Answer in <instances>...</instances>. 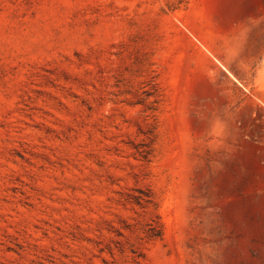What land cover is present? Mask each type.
Segmentation results:
<instances>
[{
  "label": "rangeland",
  "instance_id": "rangeland-1",
  "mask_svg": "<svg viewBox=\"0 0 264 264\" xmlns=\"http://www.w3.org/2000/svg\"><path fill=\"white\" fill-rule=\"evenodd\" d=\"M133 243L264 264V0H0V264Z\"/></svg>",
  "mask_w": 264,
  "mask_h": 264
},
{
  "label": "trees",
  "instance_id": "trees-1",
  "mask_svg": "<svg viewBox=\"0 0 264 264\" xmlns=\"http://www.w3.org/2000/svg\"><path fill=\"white\" fill-rule=\"evenodd\" d=\"M143 153H145V156L149 155V153H146V152H143ZM133 200H134V203L137 205H140L142 202H145L146 204H149V205H154L153 199L151 196H143V197L138 196V197H134ZM138 230L139 231L145 230L142 232L143 234H145L144 237H140L141 231L139 232V235L137 237L138 240H142L144 238H146L148 241L157 240V239H161L162 234H163V228H162V225L159 221V217L157 214L154 216H151L149 222L143 225L142 228H139ZM129 250H130V253L134 255L132 257V263L140 264L141 263L140 259L143 258V255L140 253V248L136 247V245L133 243L130 245ZM122 252L124 253L125 251L122 250Z\"/></svg>",
  "mask_w": 264,
  "mask_h": 264
}]
</instances>
